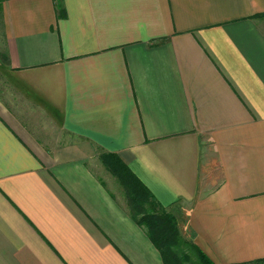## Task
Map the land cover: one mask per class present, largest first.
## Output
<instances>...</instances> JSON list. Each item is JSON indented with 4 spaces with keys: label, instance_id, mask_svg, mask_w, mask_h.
Wrapping results in <instances>:
<instances>
[{
    "label": "crops",
    "instance_id": "obj_1",
    "mask_svg": "<svg viewBox=\"0 0 264 264\" xmlns=\"http://www.w3.org/2000/svg\"><path fill=\"white\" fill-rule=\"evenodd\" d=\"M263 18L264 0H0V264H163L107 154L212 263L264 264Z\"/></svg>",
    "mask_w": 264,
    "mask_h": 264
},
{
    "label": "trees",
    "instance_id": "obj_2",
    "mask_svg": "<svg viewBox=\"0 0 264 264\" xmlns=\"http://www.w3.org/2000/svg\"><path fill=\"white\" fill-rule=\"evenodd\" d=\"M61 15L63 11L61 10ZM108 169L124 189L129 215L160 253L163 264H214L191 240L184 238L177 218L159 204L142 183L112 154L103 155Z\"/></svg>",
    "mask_w": 264,
    "mask_h": 264
},
{
    "label": "rangeland",
    "instance_id": "obj_3",
    "mask_svg": "<svg viewBox=\"0 0 264 264\" xmlns=\"http://www.w3.org/2000/svg\"><path fill=\"white\" fill-rule=\"evenodd\" d=\"M260 24H261L260 26L264 28V18L260 20ZM7 91L8 90L5 88V85L2 83V80H0V99L4 100V97L6 96L5 94L8 93ZM51 135L54 139L58 140L59 143H62L63 141H66L68 139L65 134L63 133L60 134V132L58 131H54V133ZM112 188L120 189L117 186L115 187V185H113ZM118 197L120 198L122 202H124V205L127 204V202L125 201L126 199L124 198V195H122V192H120V194L118 193Z\"/></svg>",
    "mask_w": 264,
    "mask_h": 264
}]
</instances>
